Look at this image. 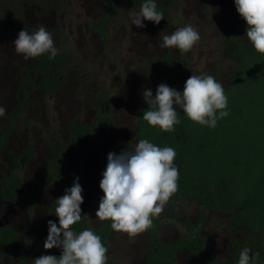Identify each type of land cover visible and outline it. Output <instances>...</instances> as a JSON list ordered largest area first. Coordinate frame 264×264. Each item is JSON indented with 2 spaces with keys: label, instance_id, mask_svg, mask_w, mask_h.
I'll return each mask as SVG.
<instances>
[{
  "label": "trees",
  "instance_id": "obj_1",
  "mask_svg": "<svg viewBox=\"0 0 264 264\" xmlns=\"http://www.w3.org/2000/svg\"><path fill=\"white\" fill-rule=\"evenodd\" d=\"M74 1L41 0L39 8L42 14L57 12L68 15ZM25 2L27 0H0V15L9 12L12 16L21 17L19 11ZM155 2L157 10L164 16V20L157 26L167 24L177 30L187 25L173 14L180 0ZM143 3L144 0H105L98 20L91 23V30L98 33L101 40H106L109 37L110 24L124 12L139 10ZM246 28L244 20L232 18L223 29L221 50L233 65L222 74L225 82L221 81L220 74H207L222 83L228 99L225 109L228 115L218 119L214 128L190 121L182 108L174 105L181 122L174 125L172 131L163 132L143 120L144 111L154 110V105L144 101L143 107L138 111L139 122L137 121L135 139L138 142L147 139L158 147H171L176 151L174 165L178 167L179 179L178 190L166 204L170 220L175 219L176 204L181 199L197 201L204 209L198 212L193 223L185 219L181 230L170 241L160 238L163 222L162 219L153 217L152 227L146 231V253L141 264H178L177 255L181 251L186 252L188 264H238L239 253L245 247L251 250L250 255L259 253V257L250 264H264V55L257 53L248 42L245 36ZM47 30L51 35L64 39L58 29ZM2 37L8 35L0 29V38ZM62 40V45L60 42L55 44L59 50L58 55L52 59H49V53L35 57L34 63L20 74L11 109L6 115V123L0 126V150L6 146L16 122H21L23 115L36 106L33 94L37 93L46 98L60 88L71 59L67 50H64L65 42ZM150 68L156 73L155 82L148 88L152 91L153 98L157 86L162 83L182 92L191 74L189 51L175 49L174 55L165 53L152 58ZM53 139L54 144H48L52 158L39 174L41 182L35 177L18 180L12 172L0 179V189L6 196L11 200L17 197L25 200L24 206L31 220V210L40 204L43 188L52 183L50 173L54 169L62 168L67 157L79 158L88 152L95 142L99 145V154L95 162L85 168L90 167L98 171L97 181L82 184L80 177H77L86 192L103 194L99 183L106 169L107 155L118 140L114 133L109 92L106 91L97 103L91 122L71 123L63 138ZM20 157L26 162L32 161L35 155L31 146H26L19 155L13 156L12 162L18 165ZM55 208L53 205L48 207L51 211ZM218 210L233 212L234 225L245 231L243 239L235 243L233 252L224 260L209 257L212 240L206 239L200 232L206 211ZM87 228L91 227L85 215L72 226V230L77 234ZM91 229L101 237L102 243L108 248L110 236L114 232L111 222L102 221ZM16 240V232L8 224H2L0 264L10 256ZM38 246L40 242L34 239L25 241L16 264H31ZM57 250L61 254L60 249ZM106 256V264H119L109 257L108 252Z\"/></svg>",
  "mask_w": 264,
  "mask_h": 264
},
{
  "label": "rangeland",
  "instance_id": "obj_2",
  "mask_svg": "<svg viewBox=\"0 0 264 264\" xmlns=\"http://www.w3.org/2000/svg\"><path fill=\"white\" fill-rule=\"evenodd\" d=\"M40 2L27 0L23 3L19 11L21 17L12 16L9 12L0 15V29L8 35L0 38V106L7 109L0 117V126L6 123L20 74L35 60L25 59L15 51L13 42L18 37L14 36L17 31L24 28L31 34L41 25L47 29H58L64 39L52 35L55 44L60 42L62 45L61 40L64 41V50L71 59L58 91L46 98L33 94L36 106L23 115L21 122H16L6 146L0 150V179L12 172L18 180L35 177L41 182L39 174L52 158L48 144H54V137L63 138L71 123L91 122L94 108L106 91L110 94L114 133L118 136L110 153L119 154L126 149L132 151L138 143L135 139L136 118L144 104L142 93L155 82L156 73L150 68V60L165 53L175 54V48L161 47L163 35L171 34L175 27L144 21L145 27L137 28L132 24L131 13L138 10L124 12L110 24L109 37L101 40L98 33L91 30V23L98 20L105 0H75L68 15L57 12L42 14ZM173 14L187 25L194 26L200 34V40L189 50L190 76L217 73L224 83L222 74L233 65L221 50L223 29L232 18L241 20L234 0H180ZM26 146H31L35 158L26 162L20 157L19 164L15 165L12 157L19 155ZM98 154L99 145L95 142L79 158L69 156L62 168L54 169L50 173L51 185L43 188L40 204L31 210L32 220L24 206L25 200L21 197L11 200L0 189V226L8 224L17 234L10 256L2 264H16L23 243L30 239L40 242L32 261L41 255L60 256L57 249L45 251L43 248L48 235V221L58 224L55 210L48 207L57 206L55 200L72 186L75 177H80L82 184L97 181L98 171L85 167L92 165ZM82 196L81 215H85L88 225L95 228L102 222L95 218V213L103 194L83 189ZM200 210L204 209L197 201L181 199L176 204L172 221L165 205L164 211L157 216L163 222L160 238L163 241L174 239L184 220L193 223ZM232 216L231 211H206L200 232L212 240L208 251L210 258L226 259L233 252L235 243L243 239L245 231L234 225ZM145 253L146 231L135 236L111 234L108 255L117 263L141 264ZM177 263L188 264L185 251L178 253Z\"/></svg>",
  "mask_w": 264,
  "mask_h": 264
},
{
  "label": "clouds",
  "instance_id": "obj_3",
  "mask_svg": "<svg viewBox=\"0 0 264 264\" xmlns=\"http://www.w3.org/2000/svg\"><path fill=\"white\" fill-rule=\"evenodd\" d=\"M236 11L246 22V38L254 50L264 55V0H234ZM218 11V9H216ZM132 24L144 28V21L158 25L164 20L157 10L155 0H144L140 9L131 13ZM163 48H175L188 52L200 40V34L192 25L178 28L162 37ZM13 45L17 54L25 59L49 53V59L58 55L55 41L44 25L31 34L26 30L18 33ZM145 103L154 105L146 110L143 120L163 132H170L178 119L174 105L182 108L186 117L201 125L214 128L217 120L228 115L225 111L228 99L222 83L212 75H191L182 92L166 84L157 86L155 98L150 89L142 93ZM219 115L217 116V111ZM7 109L0 106V117ZM139 122V118H136ZM176 151L171 147H158L147 139H141L132 151L107 155L106 169L102 173L99 188L103 193L95 218L111 222V229L117 233L135 236L152 227L153 217L159 216L169 199L178 190L179 170L174 165ZM75 178L64 195L55 200V215L58 224L48 221V235L44 241L45 251L60 249L59 257L41 255L32 264H106L108 248L91 228L75 233L72 226L81 220L83 201L82 186ZM91 219V218H90ZM251 250L242 248L238 264L254 262L259 253L250 255Z\"/></svg>",
  "mask_w": 264,
  "mask_h": 264
}]
</instances>
